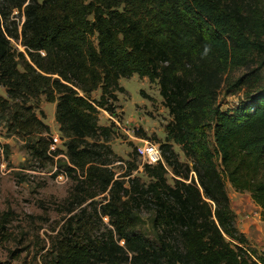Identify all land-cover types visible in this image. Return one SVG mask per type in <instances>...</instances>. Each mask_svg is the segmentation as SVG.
<instances>
[{
  "label": "trees",
  "instance_id": "obj_1",
  "mask_svg": "<svg viewBox=\"0 0 264 264\" xmlns=\"http://www.w3.org/2000/svg\"><path fill=\"white\" fill-rule=\"evenodd\" d=\"M236 70L244 73L232 80ZM263 70L264 0H0V125L30 138L31 158L53 162L62 151H49L50 129L27 104H55L58 167L75 182L69 212L104 195L98 218L110 226L95 235L92 215H72L43 264H264L237 229L226 189L248 193L264 220ZM133 75L157 85L171 118L159 142L164 165L143 166L147 183L132 176L135 158L120 160L116 176L114 125L98 124L100 110L115 111L119 80ZM224 86L244 89V100L221 110ZM12 218L0 213V245Z\"/></svg>",
  "mask_w": 264,
  "mask_h": 264
},
{
  "label": "rangeland",
  "instance_id": "obj_2",
  "mask_svg": "<svg viewBox=\"0 0 264 264\" xmlns=\"http://www.w3.org/2000/svg\"><path fill=\"white\" fill-rule=\"evenodd\" d=\"M15 10L17 9L12 11L9 20L14 21L20 29L24 18L15 13ZM11 46L17 51H24L18 41L11 40ZM243 73L244 70L233 71L229 78L234 80ZM262 75L264 78V70ZM119 85L124 92L117 93L114 113L109 114L100 110L98 114L100 126H110L112 123L114 125V136L109 146L118 161L110 167L116 176H119L125 172L126 166L122 161H132L135 158L137 169L132 172V176L139 177L142 182L147 183L148 179L143 173V165L135 146L140 145L143 140L159 146V142H163L165 138L164 127L171 118L162 105L156 84L133 75L130 79H120ZM140 91H143L147 98H143ZM0 96L8 98L3 87H0ZM99 96V90L92 94L95 99ZM244 98V89L228 92L224 86L219 93L218 103L221 110L232 109ZM27 105L34 107L33 112L50 129L55 141L49 151L59 149L62 154L55 157L53 162L34 160L25 149V143L30 138L10 132L4 123L0 125V213L4 211L13 213L8 226L10 240L0 245V261L8 260L10 254L15 253L19 256L15 264H43V261L51 258L52 243L59 232L64 231L72 215H79L83 209L86 215H92L95 235L106 233L110 226L106 218H98L104 195L89 200L69 212L76 206L73 203L75 182L64 174L62 179L59 178L62 171L58 167L57 159L65 160V147L54 119L55 104L47 103L44 97H41L37 103L30 101ZM5 146L8 147L7 155ZM172 147L179 161L186 162L180 148L175 144H172ZM171 177L172 174L168 173L167 179L170 184ZM226 189L230 207L235 214L237 229L245 235L248 245L264 256V220L260 217V209L252 202L248 193H237L228 183ZM94 208L97 209L96 212H93ZM141 217L139 229L148 234L149 225L145 211Z\"/></svg>",
  "mask_w": 264,
  "mask_h": 264
},
{
  "label": "built area",
  "instance_id": "obj_3",
  "mask_svg": "<svg viewBox=\"0 0 264 264\" xmlns=\"http://www.w3.org/2000/svg\"><path fill=\"white\" fill-rule=\"evenodd\" d=\"M15 13H18V11L15 10ZM53 141L55 140L53 139ZM53 146L54 145L51 146V149ZM135 150L143 166L144 165L154 166L157 165L158 163L164 165L161 150L157 144L151 143L148 140H143L141 141L140 145L135 146ZM59 178L62 179L63 174H60Z\"/></svg>",
  "mask_w": 264,
  "mask_h": 264
}]
</instances>
